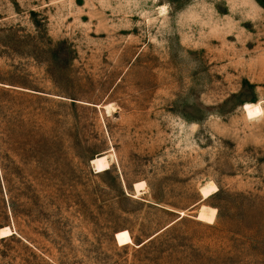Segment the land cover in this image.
Segmentation results:
<instances>
[{"label": "rangeland", "instance_id": "rangeland-1", "mask_svg": "<svg viewBox=\"0 0 264 264\" xmlns=\"http://www.w3.org/2000/svg\"><path fill=\"white\" fill-rule=\"evenodd\" d=\"M4 228L0 264H264V0H0Z\"/></svg>", "mask_w": 264, "mask_h": 264}, {"label": "bare ground", "instance_id": "bare-ground-1", "mask_svg": "<svg viewBox=\"0 0 264 264\" xmlns=\"http://www.w3.org/2000/svg\"><path fill=\"white\" fill-rule=\"evenodd\" d=\"M165 11V10H164ZM92 164L96 171L103 172L110 169L109 156H99L92 160ZM11 230L9 228H4L0 230V235H8L11 234Z\"/></svg>", "mask_w": 264, "mask_h": 264}, {"label": "trees", "instance_id": "trees-1", "mask_svg": "<svg viewBox=\"0 0 264 264\" xmlns=\"http://www.w3.org/2000/svg\"><path fill=\"white\" fill-rule=\"evenodd\" d=\"M2 165V167L4 168V165L3 164H1ZM5 169V168H4ZM4 179L7 181V179H6V176L4 177Z\"/></svg>", "mask_w": 264, "mask_h": 264}]
</instances>
